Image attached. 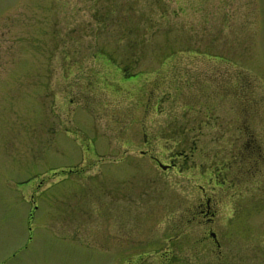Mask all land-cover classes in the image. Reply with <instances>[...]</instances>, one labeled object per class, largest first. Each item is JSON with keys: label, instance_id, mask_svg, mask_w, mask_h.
Returning a JSON list of instances; mask_svg holds the SVG:
<instances>
[{"label": "rangeland", "instance_id": "obj_1", "mask_svg": "<svg viewBox=\"0 0 264 264\" xmlns=\"http://www.w3.org/2000/svg\"><path fill=\"white\" fill-rule=\"evenodd\" d=\"M0 264H264V0H0Z\"/></svg>", "mask_w": 264, "mask_h": 264}, {"label": "flooded vegetation", "instance_id": "obj_2", "mask_svg": "<svg viewBox=\"0 0 264 264\" xmlns=\"http://www.w3.org/2000/svg\"><path fill=\"white\" fill-rule=\"evenodd\" d=\"M151 158H152V157H151ZM167 167H168V165L165 166V168H167ZM200 205H201V204H200ZM207 208H209V206H208V200L205 199L202 208L199 209L198 212H199L200 214H202V212H203V214H207V213H208V214L211 215V212H210ZM203 214H202V215H203ZM207 219H209V217H207Z\"/></svg>", "mask_w": 264, "mask_h": 264}]
</instances>
